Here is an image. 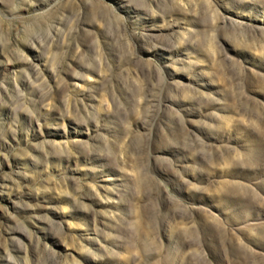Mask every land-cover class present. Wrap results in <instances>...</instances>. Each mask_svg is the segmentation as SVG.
<instances>
[{
  "label": "rangeland",
  "instance_id": "374dc122",
  "mask_svg": "<svg viewBox=\"0 0 264 264\" xmlns=\"http://www.w3.org/2000/svg\"><path fill=\"white\" fill-rule=\"evenodd\" d=\"M0 264H264V0H0Z\"/></svg>",
  "mask_w": 264,
  "mask_h": 264
}]
</instances>
